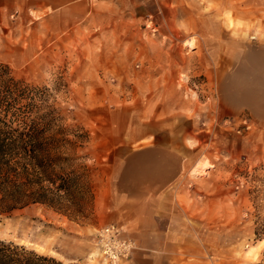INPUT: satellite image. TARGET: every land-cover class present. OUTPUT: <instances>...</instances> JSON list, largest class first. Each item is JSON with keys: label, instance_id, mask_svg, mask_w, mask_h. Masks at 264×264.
Here are the masks:
<instances>
[{"label": "rangeland", "instance_id": "374dc122", "mask_svg": "<svg viewBox=\"0 0 264 264\" xmlns=\"http://www.w3.org/2000/svg\"><path fill=\"white\" fill-rule=\"evenodd\" d=\"M45 1L0 0V119L47 128L53 185L61 174L70 188L54 205L0 212V239L62 264H109L93 241L109 222L102 208L115 191L111 167L122 141L133 150L156 147L138 136L155 107L162 117L173 114L163 131L170 141L169 125L191 124L188 114L199 106L177 196L185 200L186 247L198 264H264V117L249 102L222 116L210 108L229 102H218L226 93L217 67H225L227 83L264 78V0H58L76 11L58 29L50 21L46 29ZM260 61L258 70L249 66ZM44 154L16 181L51 186L36 165ZM204 161L210 165H198Z\"/></svg>", "mask_w": 264, "mask_h": 264}, {"label": "crops", "instance_id": "0c3cea01", "mask_svg": "<svg viewBox=\"0 0 264 264\" xmlns=\"http://www.w3.org/2000/svg\"><path fill=\"white\" fill-rule=\"evenodd\" d=\"M48 6L52 11L48 10ZM44 13L46 29L49 21L50 28L58 29L63 28L65 23L64 14H76V11L72 6H59L58 0H46L41 8L42 19ZM249 66L258 70L262 62L259 64L254 62ZM222 67H217L216 71L218 76L221 75L222 81L220 80L219 85L226 94L218 102H224L225 98L229 102L222 103L221 106L211 104L210 108L219 107L223 112L218 111V116H222L225 109L229 108V111L235 110L237 113L240 104L249 102L251 111L261 113V117H264V78L258 82L256 77L250 74L244 79H235L237 77L234 76L227 83L222 78L225 74V67L223 69ZM261 85L256 95V91L255 93L253 91ZM201 110L202 108L197 106L188 114L191 124H197V121L201 120ZM163 115L164 112L158 107L152 111L147 110L143 118L144 133L138 134L140 139L149 137L147 140H153L156 147L148 149L144 143L139 149L133 150L122 141L123 150L117 152L120 161H115L111 167L113 180L111 187L115 191L120 190L121 193H118L117 197L115 191L112 192V200L105 202L102 210L110 211L105 213L107 221L122 226L125 233L136 241L131 254L121 259L119 264H198V261L192 259L194 256L192 251L186 247L185 239L189 235L182 216L186 215L185 200L182 202L177 199L179 191L182 190L179 182L183 170L187 167L186 160L191 158L193 152L191 145L186 142L188 140L186 135L192 131L189 129L191 124L177 125L176 129L175 125H169V141L163 131L166 130L167 119L173 117V114L169 113L162 117ZM113 140L115 141L114 137ZM191 143L193 144L192 140ZM175 206H179L183 212L179 213ZM205 264L215 262L208 260Z\"/></svg>", "mask_w": 264, "mask_h": 264}, {"label": "trees", "instance_id": "16d2710c", "mask_svg": "<svg viewBox=\"0 0 264 264\" xmlns=\"http://www.w3.org/2000/svg\"><path fill=\"white\" fill-rule=\"evenodd\" d=\"M3 108H0V111ZM3 110H6L5 108ZM22 126L13 127L0 119V212H8L15 207L30 202H40L49 205L59 199L61 191H69L67 177L62 182L53 185L49 168L54 156L50 153L49 141L44 133L47 128L39 127L33 121L21 120ZM44 128V129H43ZM40 150L46 152L44 157L36 162L42 167L51 186H41L35 189L27 186V182L19 181L29 176V164L37 159ZM45 159V162H44ZM51 173H53L51 171ZM0 264H62L54 256L39 253L24 244L12 240L0 239Z\"/></svg>", "mask_w": 264, "mask_h": 264}, {"label": "built area", "instance_id": "2783aa9c", "mask_svg": "<svg viewBox=\"0 0 264 264\" xmlns=\"http://www.w3.org/2000/svg\"><path fill=\"white\" fill-rule=\"evenodd\" d=\"M93 242L97 253L109 264H119L120 260L128 257L136 246L135 239L114 222L98 227Z\"/></svg>", "mask_w": 264, "mask_h": 264}, {"label": "bare ground", "instance_id": "6f19581e", "mask_svg": "<svg viewBox=\"0 0 264 264\" xmlns=\"http://www.w3.org/2000/svg\"><path fill=\"white\" fill-rule=\"evenodd\" d=\"M194 38H195V37H194ZM187 42H188V44L192 45V44H193V37L191 36V37L187 40ZM196 42H197V41H196ZM262 84H263V83H262ZM253 86H254V85H253ZM257 87H258V86H257ZM199 164H202L201 167H203V166H206V165H207V166L210 165V162H209V161H204L203 163H201V162L199 163V162H198V165H199ZM201 167H200V168H201ZM197 168H198V167H197ZM195 169H196V168H195ZM198 169H199V168H198ZM198 169H197V170H198ZM201 169H202V168H201ZM203 170H204V169H203ZM193 171H194V170H193ZM198 171H199V170H198ZM194 172L196 173V170H195ZM192 174H193V173H192ZM135 242H136V241H135Z\"/></svg>", "mask_w": 264, "mask_h": 264}]
</instances>
